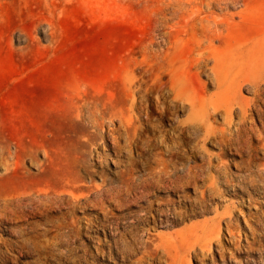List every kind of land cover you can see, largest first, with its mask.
<instances>
[{
	"label": "rangeland",
	"instance_id": "rangeland-1",
	"mask_svg": "<svg viewBox=\"0 0 264 264\" xmlns=\"http://www.w3.org/2000/svg\"><path fill=\"white\" fill-rule=\"evenodd\" d=\"M203 34L219 111L161 115ZM0 264H264V0H0Z\"/></svg>",
	"mask_w": 264,
	"mask_h": 264
},
{
	"label": "bare ground",
	"instance_id": "bare-ground-1",
	"mask_svg": "<svg viewBox=\"0 0 264 264\" xmlns=\"http://www.w3.org/2000/svg\"><path fill=\"white\" fill-rule=\"evenodd\" d=\"M234 1L235 0H217V3L218 4L224 3L225 5H227L228 3H232ZM204 21H205L206 25L202 26V30H207L209 32H212L213 28L218 26V23H219L218 21H211L209 19H206ZM211 23H212V25H211ZM220 24H221V22H220ZM215 38H217V40H218L219 36H215L213 38H208L205 34L201 35L199 37V39L197 40V43L194 44L195 46L193 48V49H195L196 52H198V55L196 57H193L190 61H184V63H182L179 66L170 62L169 70H167L166 67L163 66L162 64L161 65L156 64V66H155L152 60H148L147 66L149 68H147L145 70V72L143 73V75H141L139 78L136 77L139 79V86L138 85L137 86L139 89H141L140 91H142L141 98H144V96H146V94H148L150 92H151V94L154 93L155 95L160 97L164 93L163 87H166L167 93H169V95L172 96V99L165 103L166 105L164 107V111L162 109L161 115L166 114L167 111L170 110V107H171L170 103L175 102V100L186 101L190 106L191 114L192 113H198L201 109H203V107L207 103V101H208V104L213 108L212 113L218 112L219 111V109H218L219 105L214 103L215 101H213L212 99H210V101H209V100L205 99L204 97L200 96L198 93V90L196 91L197 88L195 89L194 87H192V84L190 85V83H189L192 74L195 76L200 74V72L203 70L205 63L209 60L208 54H212L214 66L212 68H210V72L213 74L214 79L216 80L217 86L222 90L223 93H224L223 90L226 91V89H227L226 85L228 84V86H230V82L225 77H223V74L221 73V63L219 61V56L217 54H215V51H213V49H212V42ZM142 64H144V63H142ZM166 71H168V74L170 75L168 83L162 81V78H163L164 73ZM140 91H139V93H140ZM222 95L223 94H221L220 96H222ZM224 95L227 96V94H224ZM70 97H72V96H70ZM163 98H164V95H163ZM73 100L74 99L71 98L72 102H73ZM76 100H79V99H76ZM81 101H83L81 103H83V105L85 107L90 109L89 110L90 115H89V117H87L89 119V121L90 122L96 121L97 118H96L95 113H98L97 107L99 106V102H98L99 100L98 101H95V100L86 101L84 99ZM100 102H101V100H100ZM105 104H108V102H106ZM103 106H104L105 110H107L106 109L107 105H103ZM226 106L233 108L234 106H239V104L234 99H232L230 101V103L226 104ZM101 108H102V106H101ZM103 114H105V113H103ZM98 124H99V122H98ZM46 173H48L47 167H45V165L41 166V175H42L43 179H46Z\"/></svg>",
	"mask_w": 264,
	"mask_h": 264
}]
</instances>
